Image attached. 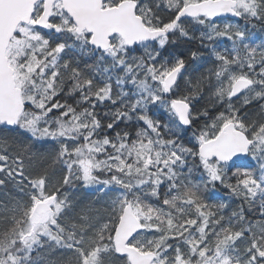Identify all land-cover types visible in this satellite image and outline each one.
<instances>
[{
  "label": "snow or ice",
  "instance_id": "obj_1",
  "mask_svg": "<svg viewBox=\"0 0 264 264\" xmlns=\"http://www.w3.org/2000/svg\"><path fill=\"white\" fill-rule=\"evenodd\" d=\"M0 264H264V0H0Z\"/></svg>",
  "mask_w": 264,
  "mask_h": 264
}]
</instances>
